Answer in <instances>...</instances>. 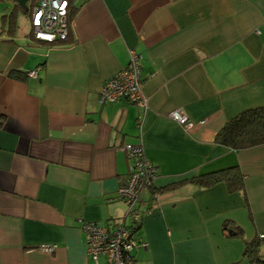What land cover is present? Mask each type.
Returning a JSON list of instances; mask_svg holds the SVG:
<instances>
[{"label": "crops", "instance_id": "0c3cea01", "mask_svg": "<svg viewBox=\"0 0 264 264\" xmlns=\"http://www.w3.org/2000/svg\"><path fill=\"white\" fill-rule=\"evenodd\" d=\"M18 8L0 17V264H106L89 254L84 224L126 214L127 143L144 145L158 175L133 264H264V242L262 261L244 254L264 235V143L216 140L230 119L264 107V0H70L71 41L57 44L34 38L22 7L23 32ZM132 51L148 107L101 103ZM234 165L247 198L225 182L161 190ZM226 221L244 235H227Z\"/></svg>", "mask_w": 264, "mask_h": 264}, {"label": "built area", "instance_id": "2783aa9c", "mask_svg": "<svg viewBox=\"0 0 264 264\" xmlns=\"http://www.w3.org/2000/svg\"><path fill=\"white\" fill-rule=\"evenodd\" d=\"M27 5L31 31L36 40L55 44L68 38L70 0H28ZM140 58L136 51H132L128 66L104 82L100 92L101 103L126 100L143 108L148 107ZM37 74V70L30 72L32 76ZM169 116L185 128L194 125L181 109L172 110ZM122 149L131 159L130 173L118 189V197L127 205L126 214L110 225L84 224L88 252L97 263L105 257L106 264H133L134 249L140 245L134 227L143 220L141 205L144 194L154 187L158 176L156 166L147 157L142 143H127ZM141 245L145 246L144 243ZM41 249L53 252L55 245H43Z\"/></svg>", "mask_w": 264, "mask_h": 264}, {"label": "trees", "instance_id": "16d2710c", "mask_svg": "<svg viewBox=\"0 0 264 264\" xmlns=\"http://www.w3.org/2000/svg\"><path fill=\"white\" fill-rule=\"evenodd\" d=\"M18 7L22 8L20 5ZM28 12V10H27ZM74 13L70 12V21ZM71 31L66 40L57 43H69ZM56 43V44H57ZM216 140L234 149L253 147L264 143V107L247 109L230 119L216 135ZM219 182H225L229 191H241L247 198L245 188V175L239 165L201 174L191 179L174 183L162 188V191L176 188L186 183H193L201 187H209ZM155 192V191H154ZM157 192V191H156ZM142 222L134 227V233L140 229ZM229 236H243V229L235 226L231 221H226L223 227ZM264 242V235H258L246 241L245 256L253 261H262L260 246Z\"/></svg>", "mask_w": 264, "mask_h": 264}, {"label": "rangeland", "instance_id": "374dc122", "mask_svg": "<svg viewBox=\"0 0 264 264\" xmlns=\"http://www.w3.org/2000/svg\"><path fill=\"white\" fill-rule=\"evenodd\" d=\"M14 5L15 4L13 0H0V17H2L3 14L13 10ZM18 10L20 13L21 29L23 32H28L29 31V20L20 8H18Z\"/></svg>", "mask_w": 264, "mask_h": 264}, {"label": "water", "instance_id": "95a60500", "mask_svg": "<svg viewBox=\"0 0 264 264\" xmlns=\"http://www.w3.org/2000/svg\"><path fill=\"white\" fill-rule=\"evenodd\" d=\"M27 1L28 0H13L15 5L18 4V5L22 6L26 10L28 8Z\"/></svg>", "mask_w": 264, "mask_h": 264}]
</instances>
